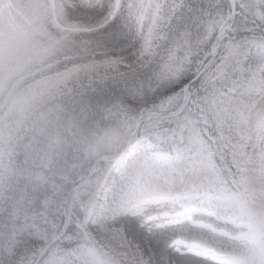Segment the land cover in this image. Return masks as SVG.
Instances as JSON below:
<instances>
[{"label":"snow or ice","instance_id":"6c2138e0","mask_svg":"<svg viewBox=\"0 0 264 264\" xmlns=\"http://www.w3.org/2000/svg\"><path fill=\"white\" fill-rule=\"evenodd\" d=\"M11 6L0 0V107L36 59L31 29L3 23ZM19 6L131 57L159 103L128 164L32 217L0 264H264V0Z\"/></svg>","mask_w":264,"mask_h":264},{"label":"trees","instance_id":"16d2710c","mask_svg":"<svg viewBox=\"0 0 264 264\" xmlns=\"http://www.w3.org/2000/svg\"><path fill=\"white\" fill-rule=\"evenodd\" d=\"M189 2L196 7L200 0ZM103 67L91 65L65 74L59 81L74 84L73 91L29 117L0 185V248L9 238L24 239L32 217L45 210L46 199L57 205L67 200L98 156L120 153L128 142L117 139L131 135L143 105L159 100L147 90L138 71L85 83L91 72ZM104 140L115 145L97 148ZM88 145H92L91 156L85 159ZM77 163L79 170L73 167ZM108 165L101 163L98 174ZM88 190H82L76 200ZM50 210L55 212L52 206Z\"/></svg>","mask_w":264,"mask_h":264},{"label":"rangeland","instance_id":"374dc122","mask_svg":"<svg viewBox=\"0 0 264 264\" xmlns=\"http://www.w3.org/2000/svg\"><path fill=\"white\" fill-rule=\"evenodd\" d=\"M43 2L44 0H12V6L3 12L5 25L31 29L30 46L36 53V59L35 67L26 77L5 85L11 96H6V102L0 107V183L8 165L6 154H11L15 149L17 138L22 137L20 133L27 127L29 116L47 103L73 91L74 84L58 82L63 74L91 65H105L102 69L90 73L85 83H92L136 71L126 66L131 57L124 58L123 53L96 47L80 31L67 27L57 19L50 20L47 14L40 10L19 6ZM153 102L143 105L140 115L150 113ZM155 102L159 103V100ZM129 140L130 134H123L117 142L124 143ZM108 142H100L97 148L115 145ZM91 149L92 145H88L85 159L90 158ZM126 157L117 164L110 162L112 165L97 178L101 184L110 180L111 171L128 164L125 162ZM79 165L77 163L73 167L79 170ZM97 179L91 180L85 189L95 187ZM66 181L69 182L68 179ZM62 202L67 203L68 200ZM44 205L45 209H50L51 206L56 209L57 206L53 199H46Z\"/></svg>","mask_w":264,"mask_h":264},{"label":"water","instance_id":"95a60500","mask_svg":"<svg viewBox=\"0 0 264 264\" xmlns=\"http://www.w3.org/2000/svg\"><path fill=\"white\" fill-rule=\"evenodd\" d=\"M149 119V115H146V116H144L140 121H139V123H138V125H137V127H136V129H135V132H134V135L137 133V131H138V129H139V127H140V125L144 122V121H146V120H148ZM117 159H119V156H103V157H101V158H99L96 162H95V164H94V166H93V168H92V170H91V172H90V174H89V176L87 177V179L77 188V189H75L74 191H73V193L71 194V199H70V201L71 200H73L74 199V196L78 193V191L87 183V181L93 176V174H94V172H95V170H96V167H97V165L99 164V162H101V161H108V160H117Z\"/></svg>","mask_w":264,"mask_h":264}]
</instances>
